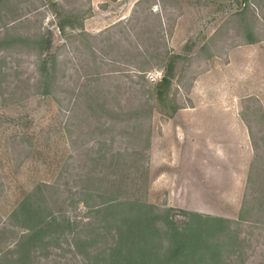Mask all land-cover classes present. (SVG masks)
<instances>
[{
	"label": "rangeland",
	"instance_id": "rangeland-1",
	"mask_svg": "<svg viewBox=\"0 0 264 264\" xmlns=\"http://www.w3.org/2000/svg\"><path fill=\"white\" fill-rule=\"evenodd\" d=\"M111 197L188 223L182 263L264 264V0H0V264L43 225L35 264H95Z\"/></svg>",
	"mask_w": 264,
	"mask_h": 264
},
{
	"label": "trees",
	"instance_id": "trees-1",
	"mask_svg": "<svg viewBox=\"0 0 264 264\" xmlns=\"http://www.w3.org/2000/svg\"><path fill=\"white\" fill-rule=\"evenodd\" d=\"M66 25L67 22L62 20L59 23L60 29L63 31ZM171 69L172 67L167 68L165 74L155 86L158 97L161 99L164 98L172 85V79L169 75ZM88 194L91 199H102L105 195L93 194L92 192ZM94 212L101 215V219L105 222L104 225H99L101 226L100 229L105 230L108 234L107 236L113 239L110 253L107 251L102 252L105 255L101 260L98 258L95 264H186V261L185 263L180 261V255L184 247L186 249L187 241H189V234H186L189 231L188 223L182 230L175 227L169 228L167 232L169 238L163 244L160 240L162 231L157 226V215L151 204L128 198L117 199V197H111L106 205L102 203L96 205ZM56 221L57 217H52L51 221L48 220V225L51 226ZM201 222L202 224H199V227L194 232L195 234L190 239L198 244H200L199 238L201 244H203L207 243V236L209 235L217 236V238L221 237L223 227L225 228V224L228 223L225 218L220 217L203 219ZM48 230L49 228L47 229L44 225L41 228H30V231L23 236V241L20 242L14 252V255H16L14 260L17 264H23V261H25L24 264H27L26 262L38 263L36 261L38 257L33 250L39 240L43 242ZM98 233L99 235L103 234L99 231ZM92 239L93 237L86 238V240ZM30 244H32V250ZM208 250L212 251V253H209L210 256L212 254L211 259L218 257L219 250L217 245L214 244V247L209 246ZM198 251L202 253L200 249Z\"/></svg>",
	"mask_w": 264,
	"mask_h": 264
}]
</instances>
